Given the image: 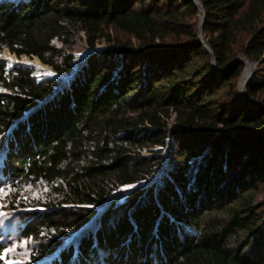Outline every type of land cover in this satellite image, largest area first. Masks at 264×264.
<instances>
[{"label": "trees", "instance_id": "obj_1", "mask_svg": "<svg viewBox=\"0 0 264 264\" xmlns=\"http://www.w3.org/2000/svg\"><path fill=\"white\" fill-rule=\"evenodd\" d=\"M199 1L213 53L192 0L0 1V52L73 75L0 62V189L33 264H264V0ZM110 28L136 43L76 65Z\"/></svg>", "mask_w": 264, "mask_h": 264}, {"label": "rangeland", "instance_id": "obj_2", "mask_svg": "<svg viewBox=\"0 0 264 264\" xmlns=\"http://www.w3.org/2000/svg\"><path fill=\"white\" fill-rule=\"evenodd\" d=\"M200 17L201 14L198 13L193 18L197 27ZM108 33L111 34L115 41L110 43L105 38H101L97 42L95 49L91 50L87 42L86 33L83 31L79 32L75 37V43L72 49L69 51V53L74 55L75 64H80L81 61L93 51L96 52L117 46L116 41L126 42L132 39V41L136 43L133 37L116 29L110 28ZM0 62L5 63L8 68L24 66L30 69L33 72V76L40 81L53 78L55 74H57L50 65L41 62L37 56L31 57L22 55L18 57L16 54L11 53L8 48H4L3 51L0 52ZM169 125L171 127L177 125L175 114H173L172 118L169 120ZM158 148L159 147H155V149ZM142 155L151 156L152 151L143 150ZM3 190V193H0V242L5 247V251L7 250V254L2 256V264H33L32 256L35 252V244L31 240H25L21 238L20 235L18 236V232H16V213L11 211V207L7 204V196L10 194V189L7 186L4 187ZM47 190V187L44 185L32 186L30 187L29 198L40 197L43 192ZM11 234H13V236H11Z\"/></svg>", "mask_w": 264, "mask_h": 264}, {"label": "water", "instance_id": "obj_3", "mask_svg": "<svg viewBox=\"0 0 264 264\" xmlns=\"http://www.w3.org/2000/svg\"><path fill=\"white\" fill-rule=\"evenodd\" d=\"M192 1L199 8V11L201 14L200 21L198 24V40L204 45L205 49L208 52L213 53L211 47L205 41L204 34H203V27H204V24L206 21V12H205V9L203 7V4L199 0H192ZM212 62L215 65V63H216V57L215 56L213 57ZM236 62H243L245 64V69H244L243 74H242L241 79H240L239 88H240L241 96L244 99H247V85L253 80V78L255 76L253 68L258 64V62L250 61L244 57H238L237 59L233 60L229 65H232ZM72 76H73L72 74L69 76H59L58 74H55V77H61L64 79H69ZM244 78H245V81H244V83H242V80Z\"/></svg>", "mask_w": 264, "mask_h": 264}, {"label": "snow or ice", "instance_id": "obj_4", "mask_svg": "<svg viewBox=\"0 0 264 264\" xmlns=\"http://www.w3.org/2000/svg\"><path fill=\"white\" fill-rule=\"evenodd\" d=\"M3 189H0V193H3ZM7 254V250L5 251V253H4V255H6Z\"/></svg>", "mask_w": 264, "mask_h": 264}]
</instances>
